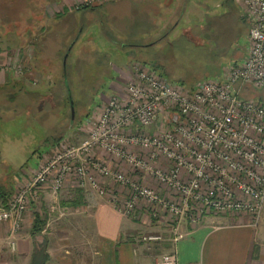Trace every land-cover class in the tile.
<instances>
[{
	"label": "built area",
	"instance_id": "built-area-1",
	"mask_svg": "<svg viewBox=\"0 0 264 264\" xmlns=\"http://www.w3.org/2000/svg\"><path fill=\"white\" fill-rule=\"evenodd\" d=\"M237 1L250 22L242 61L191 88L134 61L125 92L111 94L94 112L88 136L59 143L9 197L0 196V221H11L12 231H20L44 187L51 186L57 197L72 181L127 216L168 223V237L133 236L147 249L166 242L177 246L187 236L185 223L196 227L209 215H247L257 226L264 211V100L241 95L247 88H264V0ZM19 65L17 75L23 73ZM6 67L0 63V71ZM108 180L125 194L108 188ZM158 264L195 263L180 262L174 249L162 253Z\"/></svg>",
	"mask_w": 264,
	"mask_h": 264
},
{
	"label": "rangeland",
	"instance_id": "rangeland-1",
	"mask_svg": "<svg viewBox=\"0 0 264 264\" xmlns=\"http://www.w3.org/2000/svg\"><path fill=\"white\" fill-rule=\"evenodd\" d=\"M12 1H19L14 14L11 2L0 10V20L7 22L2 17L7 16L9 23L0 28V50L14 56L21 49V65H17L23 73L17 78L24 77V85L16 84L21 88L9 102L0 93V169L14 178L37 167L40 155L51 150L58 138L65 135L70 143L84 140L95 121L94 112L111 94L125 92L134 76V61L192 85L222 77L225 67L248 53L250 25L237 0H186L182 8L178 6L183 0L170 6H158L159 0H121L112 6H102L105 0ZM25 86L34 90V96L25 92ZM246 93L264 100V88ZM70 96L75 101L74 116ZM53 152H46L44 160ZM121 168L125 171L122 164ZM12 185L10 181L9 188ZM106 186L125 194L111 180ZM89 192L67 181L54 200L62 206L63 202L82 203ZM40 212L48 218L45 209ZM78 212L75 215L71 209L65 217L72 219ZM163 225L167 230L160 233L170 236V225Z\"/></svg>",
	"mask_w": 264,
	"mask_h": 264
},
{
	"label": "crops",
	"instance_id": "crops-1",
	"mask_svg": "<svg viewBox=\"0 0 264 264\" xmlns=\"http://www.w3.org/2000/svg\"><path fill=\"white\" fill-rule=\"evenodd\" d=\"M55 1L58 3V0ZM119 1L121 0H105L102 6H112ZM173 1L159 0L160 3L157 4L170 6ZM183 1L179 8L185 7L188 0ZM5 2L13 4L14 14L19 1L16 3L12 0H0V10L5 7ZM68 5L64 7L68 8ZM2 17L7 22L0 20V28L9 24L8 17ZM246 21L250 25L247 17ZM1 31L0 29V34ZM16 52L17 55L12 51L11 55L14 56H8L10 52L0 50V63L7 65L4 71H0V93L6 102L14 97L15 90H20L21 87L18 88L17 83H20L18 86L24 85V77L17 78L14 69L15 65L20 64L21 58L18 55H21L22 51L17 49ZM28 73L33 74V69ZM114 73L116 75V71ZM113 77L110 87L113 85ZM25 87L28 90V87ZM55 147L46 152L53 151ZM46 152L40 155L37 167L28 168L27 172L20 175L16 173L15 178L0 169V196L9 197L20 178L36 170L45 156H48ZM10 181L13 185L9 188ZM89 190V195L81 204L73 206L69 202H63L62 206L54 200L56 196L51 186H46L41 190L39 198L30 203L20 231H12L11 221H0V264H158L162 253L174 249L182 263L264 264V216L261 222L254 226L247 215H209L196 227L185 223L182 227L188 231L187 236L177 246L164 243L159 248L147 249L145 246L136 245L133 236L139 232L165 231L167 226L157 221L148 223L136 213L127 216L112 206L107 198L92 189ZM43 199L49 203L46 204ZM41 208L46 210L48 218L42 216ZM71 209L75 211V215L80 211V215L72 219L65 217ZM37 215L45 222L40 233L33 232Z\"/></svg>",
	"mask_w": 264,
	"mask_h": 264
},
{
	"label": "trees",
	"instance_id": "trees-1",
	"mask_svg": "<svg viewBox=\"0 0 264 264\" xmlns=\"http://www.w3.org/2000/svg\"><path fill=\"white\" fill-rule=\"evenodd\" d=\"M244 19L246 20V16H244ZM248 31H249V28H248ZM248 31H247V33H248ZM138 61H140V60H138ZM142 62V61H141ZM151 68H153L154 70H156L157 71V69H155L154 67H151ZM165 70V69H164ZM161 76H163V77H165L167 80H169V81H171V82H173V83H176V84H181V85H183V86H185V87H188V88H191V87H193L195 84H192V85H185L182 81H173L172 79H169L167 76H165V74L163 73V72H160V71H157ZM167 72V71H166ZM198 82V81H197ZM248 91H250V88L247 90V91H243V94L241 95V97H243V98H249V96H246L247 95V93L246 94H244V92H248ZM27 92H29L30 93V95L32 94L33 96H34V94H33V92H34V90L32 91H27ZM69 95V94H68ZM251 98V97H250ZM253 98H255V97H253ZM68 99H69V101H70V104H71V102L72 101H74L73 100V97H68ZM257 99H260V98H257ZM260 100H263V99H260ZM74 103H75V101H74ZM75 106H76V104H75ZM64 140H66V138H65V135L64 136H62V137H60V138H58L56 141H55V143H54V145H53V147L54 146H56V145H58L59 143H61L62 141H64ZM81 203V201H70L69 202V204L70 205H73V206H77V205H79ZM44 225H45V222H43L42 220H40V217L37 215V216H35V226L33 227V232L34 233H40L41 231H42V229L44 228Z\"/></svg>",
	"mask_w": 264,
	"mask_h": 264
},
{
	"label": "water",
	"instance_id": "water-1",
	"mask_svg": "<svg viewBox=\"0 0 264 264\" xmlns=\"http://www.w3.org/2000/svg\"><path fill=\"white\" fill-rule=\"evenodd\" d=\"M67 57H68V55H65V58H64V63H65V65H66V63H67ZM66 67V66H65ZM66 70V69H65ZM72 103V116H74V113H75V107H74V104H73V101L71 102ZM175 120H177V116H175Z\"/></svg>",
	"mask_w": 264,
	"mask_h": 264
},
{
	"label": "bare ground",
	"instance_id": "bare-ground-1",
	"mask_svg": "<svg viewBox=\"0 0 264 264\" xmlns=\"http://www.w3.org/2000/svg\"><path fill=\"white\" fill-rule=\"evenodd\" d=\"M246 15V14H245ZM247 17V16H246ZM249 29H250V27H249ZM248 34H249V31H248ZM249 88H247V89H245V91H247ZM57 146V145H56Z\"/></svg>",
	"mask_w": 264,
	"mask_h": 264
}]
</instances>
